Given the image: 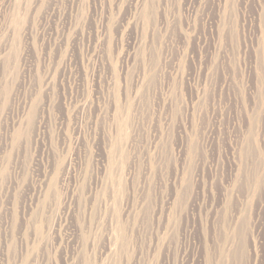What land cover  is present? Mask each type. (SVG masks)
<instances>
[{"label": "rangeland", "instance_id": "374dc122", "mask_svg": "<svg viewBox=\"0 0 264 264\" xmlns=\"http://www.w3.org/2000/svg\"><path fill=\"white\" fill-rule=\"evenodd\" d=\"M0 264H264V0H0Z\"/></svg>", "mask_w": 264, "mask_h": 264}]
</instances>
